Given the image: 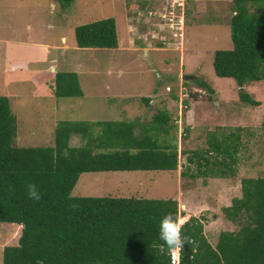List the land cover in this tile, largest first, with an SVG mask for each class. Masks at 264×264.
Wrapping results in <instances>:
<instances>
[{"label":"rangeland","instance_id":"1","mask_svg":"<svg viewBox=\"0 0 264 264\" xmlns=\"http://www.w3.org/2000/svg\"><path fill=\"white\" fill-rule=\"evenodd\" d=\"M133 7L128 0H76L69 7L59 0H0V97L10 99L17 117L16 145L53 147L61 122L122 121L150 128L156 103L159 111L168 110L173 121H181L176 125L179 129L172 132L179 139L178 172L83 174L73 197L166 201L179 196L178 224L204 217L208 221L206 235L216 247L221 233L238 232L241 224L227 221L223 209L229 201L219 202L215 193L231 188L229 199H241L242 180L264 178V81L245 88L261 103L255 108L240 101L242 89L236 81L215 73V54L234 48L233 1L191 0L184 47L179 50L156 46L157 41H152L150 48L140 41L146 33L145 29L140 33L132 30L136 26ZM106 19L116 21L120 48L79 49L76 30ZM146 49L151 51L149 57ZM53 70L78 74L83 98H57L51 88L55 83ZM180 75L195 80L184 85ZM197 80L213 92L202 89ZM144 99H151V108L145 106ZM186 102L190 104L188 111ZM188 112L192 127L187 124ZM212 133L220 138L240 134L241 147L236 176L209 185L207 178L194 176L200 169L208 173L207 166L199 168V164L204 165L200 159L217 162V155L207 154ZM84 145L81 138H72V147ZM195 153L202 157H194ZM216 164L224 169L220 162ZM181 173L185 174L183 179ZM192 206L197 208L192 210ZM17 229V225L0 224V264L5 248L18 246Z\"/></svg>","mask_w":264,"mask_h":264},{"label":"trees","instance_id":"2","mask_svg":"<svg viewBox=\"0 0 264 264\" xmlns=\"http://www.w3.org/2000/svg\"><path fill=\"white\" fill-rule=\"evenodd\" d=\"M59 1L69 7L76 0ZM233 12L234 48L215 54V73L236 81L242 103L260 107L245 88L264 81V0H235ZM190 13L189 9L187 22ZM76 42L79 49L117 50L116 21L79 27ZM195 83L213 92L205 82ZM51 88L59 99L84 96L76 73H58ZM144 104L151 108V99H144ZM189 107L186 102L187 111ZM153 121L150 128L127 122H61L53 147L21 148L16 145L18 121L11 101L0 97V224L22 227L18 246L5 248L3 264H172L159 239V225L165 217L179 223L177 200L73 197L83 174L178 172L179 139L172 132L179 127L168 111L157 110ZM73 137L81 138L84 147H72ZM208 143L207 154L217 155L224 169L200 159L204 165L199 168L207 166L208 173L200 169L194 178L236 176L240 134L220 138L212 133ZM198 155L194 157H202ZM212 165L217 169H209ZM241 184L242 198L223 209L227 221L241 224L240 230L221 233L214 247L205 232L208 221L191 217L181 226L188 240L181 264H264V178L244 179ZM31 185L39 200L30 198Z\"/></svg>","mask_w":264,"mask_h":264},{"label":"built area","instance_id":"3","mask_svg":"<svg viewBox=\"0 0 264 264\" xmlns=\"http://www.w3.org/2000/svg\"><path fill=\"white\" fill-rule=\"evenodd\" d=\"M128 2L130 4L133 2L134 6L131 14L136 26L132 30L140 33L145 29L146 36L140 41L148 43L150 48H153L151 42L157 41L156 46L167 50L183 49L191 0H128ZM184 96V94L181 96V104ZM181 251L178 264H181ZM171 259L172 264H177L172 255Z\"/></svg>","mask_w":264,"mask_h":264},{"label":"clouds","instance_id":"4","mask_svg":"<svg viewBox=\"0 0 264 264\" xmlns=\"http://www.w3.org/2000/svg\"><path fill=\"white\" fill-rule=\"evenodd\" d=\"M29 196L31 199L39 200L40 195L34 185L29 186ZM159 239L163 242V246H167L169 253L175 261H179L181 249L188 243L186 237H182L181 226L174 222L171 217H165L159 225Z\"/></svg>","mask_w":264,"mask_h":264},{"label":"crops","instance_id":"5","mask_svg":"<svg viewBox=\"0 0 264 264\" xmlns=\"http://www.w3.org/2000/svg\"><path fill=\"white\" fill-rule=\"evenodd\" d=\"M25 6V5H24ZM119 48H120V46H119ZM118 48V49H119ZM117 49V50H118ZM150 50H145V53H146V56L147 57H149V55H150ZM53 72L55 73V78H56V75L58 74L57 73V71L56 70H53ZM182 75H180V77H179V79H181V80H183V77H181ZM186 82V81H185ZM181 104V103H180ZM153 107L155 108L154 110L156 111V113H157V106H156V103H153ZM165 111H168V110H165ZM169 112V111H168ZM181 113V112H180ZM189 112H188V114H187V117H186V119H187V124L189 125V126H191L192 124H191V118H188L189 116ZM185 118H184V121L186 120ZM115 122H122V121H115ZM175 122H176V124L177 125H179V124H181V121L179 120V118L178 119H176L175 120ZM192 127V126H191ZM180 176V175H179ZM180 178H181V176H180ZM224 179H226V177H217V178H214V177H210V178H208V183H209V185H213L214 183L216 184V183H218V182H222V181H224ZM227 181V180H226ZM180 194H181V192H180ZM218 195V200H219V202H221V203H224V201H229L228 202V206H227V208H229V207H231L232 206V202H233V199H229V196L232 194V190H231V188L230 189H224V190H222V192H217V193H215V195ZM174 200H177V201H180V198H179V196L176 198V199H174ZM196 207V206H195ZM195 207L194 206H192V210H194L195 209ZM197 208V207H196ZM190 217V216H189ZM17 230H19V233H20V237H21V234H22V227H18V229Z\"/></svg>","mask_w":264,"mask_h":264},{"label":"water","instance_id":"6","mask_svg":"<svg viewBox=\"0 0 264 264\" xmlns=\"http://www.w3.org/2000/svg\"><path fill=\"white\" fill-rule=\"evenodd\" d=\"M192 80H195V78H193V77H184L183 78V81H192ZM187 250V249H186Z\"/></svg>","mask_w":264,"mask_h":264}]
</instances>
